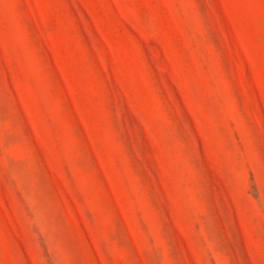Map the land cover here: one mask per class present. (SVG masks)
Returning a JSON list of instances; mask_svg holds the SVG:
<instances>
[{
    "label": "rangeland",
    "instance_id": "rangeland-1",
    "mask_svg": "<svg viewBox=\"0 0 264 264\" xmlns=\"http://www.w3.org/2000/svg\"><path fill=\"white\" fill-rule=\"evenodd\" d=\"M0 264H264V0H0Z\"/></svg>",
    "mask_w": 264,
    "mask_h": 264
}]
</instances>
